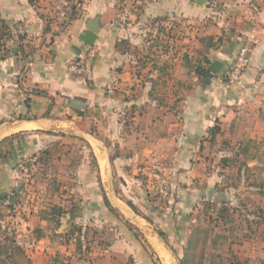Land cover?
<instances>
[{
  "label": "crops",
  "instance_id": "1",
  "mask_svg": "<svg viewBox=\"0 0 264 264\" xmlns=\"http://www.w3.org/2000/svg\"><path fill=\"white\" fill-rule=\"evenodd\" d=\"M123 1L81 0L70 18L66 0H0V205L41 152L77 157L74 189L54 203L66 212L59 226L40 219L46 207L29 210L42 236L23 245L27 258L182 264L197 216L223 206L236 227L231 237V223L210 224L222 247L237 264L264 263V223L251 214L264 215V0ZM90 22L97 56L85 79L70 67L88 49L80 37ZM242 46L247 66L227 84ZM196 60L220 71L200 78L187 67ZM153 159L169 185L162 202L149 190Z\"/></svg>",
  "mask_w": 264,
  "mask_h": 264
},
{
  "label": "rangeland",
  "instance_id": "2",
  "mask_svg": "<svg viewBox=\"0 0 264 264\" xmlns=\"http://www.w3.org/2000/svg\"><path fill=\"white\" fill-rule=\"evenodd\" d=\"M70 1L67 2L71 4ZM125 1L128 0H124L123 3ZM124 7V10L127 9L128 11L132 9V6L130 5H125ZM127 10L125 11L127 12ZM125 11L124 13H126ZM123 18H126L125 14L121 16V19ZM152 24L153 23H151V25L148 27L149 29H151L150 27H154L156 23L154 25ZM66 150L67 149H54L50 153V156L46 160V163L34 165L32 162H27L20 167L21 169L17 170V187L15 189V194L13 195L14 198L16 197L15 201L13 202L14 211H10L9 213L7 210H4L2 213L3 219L1 221V226L3 228L0 231V240L3 239L4 234H6L8 238H15L16 241H18L19 244L23 246L28 241L35 239V233H33V231L38 230V227H36L37 220H33V218H31L29 210H41L44 207L47 208L48 204L51 205L54 203H58L59 197L61 196V190L62 192L66 191L69 194V192L74 189L75 183L72 180H67L69 179L67 177L71 172L73 174L75 173V162L77 158L76 152L72 149L68 151ZM155 167V159H153L150 162V167L146 174L150 176L153 168ZM149 190L153 194L151 186ZM63 195L65 196L66 193ZM152 196L154 197L155 195L153 194ZM216 209H218V206H216ZM210 213L211 211L205 214L201 212L197 216L196 228L202 232H204L205 230H211L212 232H209L207 238L211 241L214 237V234L220 233V228L215 227L214 229H212L211 225H213L214 223L211 222L210 219L215 218L217 214L216 212H213L211 213V215H209ZM252 222L258 223V221ZM235 224L236 222L228 224L226 225V227L231 232V229L236 227ZM31 231L32 233H30ZM263 234L264 232L259 233V236L262 238ZM231 237H233L232 232ZM23 249L24 251L27 250V253H29L28 251L30 250V248H28L27 246H23ZM232 250L227 249L226 247H222L221 243L219 246H211V244H208L205 248V261L203 262V257L201 264H211L209 261L211 256H219V259L214 258V262H216L215 264H237L234 257V250ZM193 251V253L196 254L195 256L199 258L202 251H204V248L202 251L199 248L196 249V252L195 250ZM58 261H60V264H64L62 262H65V260ZM195 264H199L198 260H195ZM255 264L264 263L260 261L256 262Z\"/></svg>",
  "mask_w": 264,
  "mask_h": 264
},
{
  "label": "trees",
  "instance_id": "3",
  "mask_svg": "<svg viewBox=\"0 0 264 264\" xmlns=\"http://www.w3.org/2000/svg\"><path fill=\"white\" fill-rule=\"evenodd\" d=\"M66 1H70V0H66ZM77 3L74 4L73 0L70 1L71 2V15L70 18H73L74 16H76L77 10L76 7L78 5L81 4V0H76ZM173 27V26H172ZM3 28V36L6 35V30L9 29L8 26H6L5 24H3L2 26ZM173 29V28H171ZM170 29V30H171ZM169 32H163V30L161 29V31L164 33V36L167 38V41H172L173 38L171 33ZM9 31H7L8 33ZM5 33V34H4ZM9 35V33H8ZM6 35V36H8ZM176 36V35H175ZM180 37V36H179ZM20 40L22 41V37H20ZM2 41V40H1ZM1 43V42H0ZM3 44L1 43V47L3 48ZM124 44L125 42H119L117 44V49L119 50V52H123L124 51ZM0 51H3L0 49ZM6 56V54H0V59H4V57ZM81 62V60L79 62H77L78 64ZM189 67L190 70H194V72L196 73V75L200 78H204L207 75L206 70L203 68L201 61L196 60L195 63L193 65L190 64ZM218 128H213L211 130V135H216L218 133ZM52 151H50L49 149L43 151L40 153V155L38 157H36L35 161L33 162L34 165L37 164H41V163H46V160L49 158L50 153ZM7 158L6 156H2L0 154V162L4 161ZM222 165L225 164L226 165V161H223V163H221ZM259 188H263L264 187V183H260ZM13 194L7 196V198L5 199V201H7V205L4 204L5 201L0 205V221H2V213L4 210H7L9 213L10 211H14V200L13 198ZM155 198V197H154ZM106 202V200H105ZM6 205V206H4ZM108 205V204H107ZM205 211L211 210L212 208L210 206L205 207L204 208ZM229 209L228 208H223V206H220L218 208L217 211V215L215 218L210 219L211 222L217 224L218 221H222L225 223H231L233 222V220L229 217L228 215ZM232 212V211H231ZM66 214V212L58 205L55 204H51L50 206H47V208L45 210H41L39 213V217L41 220H47L49 222H51L53 225H55L56 227L59 226L60 224V219ZM251 214L254 216V221H258L257 224L260 223H264V215L262 214V212L260 210H254L251 212ZM2 226L0 223V231L2 230ZM76 230L73 229L71 231V233H69V235H73L75 234ZM209 232H212L211 230H205L204 232L200 231L199 229H195L192 233L191 239L188 243L187 246V250L184 254V258L182 260V264H195V260H198V263L201 264L203 257L205 261V248H206V241L209 235ZM33 233H35V239H39L42 236L41 230H35L33 231ZM226 237H222L219 234H214L213 239L211 240V246H219L222 240H225ZM263 239H264V234H263ZM200 249L201 251L204 248V251H202L201 256L199 258H197V256H195L196 254L193 253L196 249ZM203 255V256H202ZM214 258L215 259H219V256H211L210 257V263L211 264H215L216 262H214ZM0 264H31V261L27 258L25 251L17 244V241L15 238H8V236L6 234H4L3 239L0 240ZM219 264V263H217Z\"/></svg>",
  "mask_w": 264,
  "mask_h": 264
},
{
  "label": "built area",
  "instance_id": "4",
  "mask_svg": "<svg viewBox=\"0 0 264 264\" xmlns=\"http://www.w3.org/2000/svg\"><path fill=\"white\" fill-rule=\"evenodd\" d=\"M96 56V50L93 47L88 48L81 62L79 64L72 65L70 70L74 73L80 74L85 79H90L93 71V62L95 61ZM247 62L248 47L242 46L237 52L233 63L223 74V80L227 84L239 82L247 66ZM148 178H150V186L152 188L153 194L155 195L154 197L160 202L166 200L169 195V185L163 177L162 172L160 168H158L157 164L156 167L153 168L151 175H148Z\"/></svg>",
  "mask_w": 264,
  "mask_h": 264
},
{
  "label": "water",
  "instance_id": "5",
  "mask_svg": "<svg viewBox=\"0 0 264 264\" xmlns=\"http://www.w3.org/2000/svg\"><path fill=\"white\" fill-rule=\"evenodd\" d=\"M199 6H204L207 3V0H194ZM98 25L96 22H90L87 25L86 31L81 35L80 41L87 46L88 48L93 47L94 42L98 33ZM220 71V65L218 63H213L207 69L208 77L217 74Z\"/></svg>",
  "mask_w": 264,
  "mask_h": 264
}]
</instances>
